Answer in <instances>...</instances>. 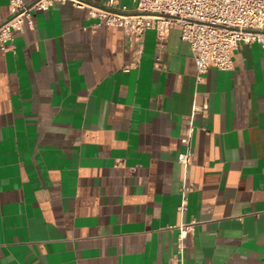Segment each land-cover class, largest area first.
Listing matches in <instances>:
<instances>
[{
    "label": "crops",
    "instance_id": "1",
    "mask_svg": "<svg viewBox=\"0 0 264 264\" xmlns=\"http://www.w3.org/2000/svg\"><path fill=\"white\" fill-rule=\"evenodd\" d=\"M9 14L0 0V23ZM9 45L0 264H176L183 223L186 264H264L261 45L241 43L233 70L199 79L179 28L132 48L122 28L59 1Z\"/></svg>",
    "mask_w": 264,
    "mask_h": 264
},
{
    "label": "built area",
    "instance_id": "2",
    "mask_svg": "<svg viewBox=\"0 0 264 264\" xmlns=\"http://www.w3.org/2000/svg\"><path fill=\"white\" fill-rule=\"evenodd\" d=\"M57 1L87 9L98 25L122 28L132 48L143 43L150 30L156 31L158 39L164 41L173 28H179L194 51L199 79L212 67L233 70L234 55L241 43H257L264 48V0H134L133 6L121 0L103 4L91 0H10V14L0 23L3 50L11 49L9 43L16 32L34 24L38 11L49 10ZM135 51V63L139 64L142 46ZM131 68L127 67L126 71ZM179 160L189 165L193 155L190 151L182 153ZM186 203L185 200L182 210L186 209ZM178 228L182 234L176 264H186V237L193 225L183 223Z\"/></svg>",
    "mask_w": 264,
    "mask_h": 264
}]
</instances>
